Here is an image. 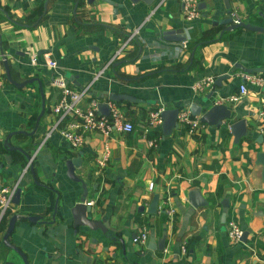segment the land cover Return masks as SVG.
I'll use <instances>...</instances> for the list:
<instances>
[{"label": "crops", "instance_id": "1", "mask_svg": "<svg viewBox=\"0 0 264 264\" xmlns=\"http://www.w3.org/2000/svg\"><path fill=\"white\" fill-rule=\"evenodd\" d=\"M229 2L240 20L264 26V0ZM227 11L224 0H200L198 17L188 21L181 0L151 5L131 0H0V186L18 183L22 190L20 204L10 210L9 220L13 215L19 219L9 242L29 264H264L263 166L256 162L257 153L264 151V86L245 78L264 77V72L238 68L264 69V33L244 28L224 32L228 25L215 21L226 18ZM179 29L187 36L184 43L167 38L178 36L172 31ZM34 54L39 64L31 62ZM5 59L13 80L39 78L45 93V113L35 133L10 139L31 156V166L23 152L8 150L4 141L11 132L34 131L41 91L37 83L15 86L7 78ZM47 60L57 66L50 68ZM223 75L230 78L216 87L209 102L227 105L235 121L246 119L248 135L239 143L229 121L221 127L203 123L193 132L179 123L170 136L161 127L147 132L151 112L189 110L213 89V84L200 89L199 83ZM55 76L65 77L75 89L91 84L84 106L92 98L115 103L133 123L132 132L111 134L105 166L97 163L106 142L100 132L88 133L79 149L58 129L48 136L57 123L53 108L61 96L52 85ZM242 84L246 94H241ZM112 93L146 102H112ZM80 153L83 164L76 174L87 182L86 202L94 201L93 217L104 221L107 233L73 226L70 210L83 188L67 176L65 162ZM193 189L207 205L191 204ZM155 194L160 199L153 216L147 209ZM224 200L229 202L225 223ZM31 216L39 219L32 222ZM230 221L249 233L246 242L231 240ZM144 229L147 244L134 242ZM5 231L0 232V264H23L4 244ZM164 232V249H149L152 235L157 241Z\"/></svg>", "mask_w": 264, "mask_h": 264}, {"label": "water", "instance_id": "2", "mask_svg": "<svg viewBox=\"0 0 264 264\" xmlns=\"http://www.w3.org/2000/svg\"><path fill=\"white\" fill-rule=\"evenodd\" d=\"M93 1L94 0H88L89 3H92ZM131 1L135 2V3L143 1L146 4L151 5V4H153V2L155 0H131ZM224 1L226 4V8L228 10L227 11L228 16L222 20H219L218 22L215 21L216 24L219 23V24L228 25L224 29V32L234 30L237 28H244V29H247L250 31H256V32L264 33V26H259L256 24H252L249 22L242 21V20H239L237 23H235L233 16H232V10H231L230 2H229V0H224ZM46 10H47V3L45 4V13H46ZM172 32L173 33L175 32V34H177L178 36H176L174 38H170V36H167V38H169L170 40L177 41L180 43H184L186 41L187 36L184 34L182 29L174 30ZM2 53H3V51H2ZM194 54H195V50L193 51L192 55H194ZM4 64L6 67L7 78L15 86H17L18 88H22L28 84L37 83L39 88H40V91H41L42 110L37 117L34 131L33 132H27V131H22V130L21 131H14V132L9 133L6 136L5 141H4L5 147L8 150L21 151L25 154L27 159L30 160L31 156H29V154H27L21 147L13 146L10 142V139L13 135L20 134V133L25 134V135H33L35 133V131L37 130L39 123H40V120L45 113V106H46V99H45V93H44L43 85H42V82L39 78H31V79L25 80L23 82H16L11 77L10 67H9V64H8L6 59L4 61ZM119 64L120 63H116L115 66H118ZM238 68H240L241 70H243L245 72H253V71L264 72V69H247V68H244L242 65L238 66ZM229 78H230V75L218 76L213 81V89L211 90V92L204 99L201 100V103H197V102L191 103L189 106V110L193 116H197V117L200 116V120L202 123L208 124L210 126L221 127L222 125L226 124L227 121H229V128L234 135L235 142L239 143V141L243 137H246L248 135V124H247L246 119L242 118V119L235 121L233 119V111L227 105L216 102V101L215 102H209L214 96V91H215L216 87H221L223 80L229 79ZM108 99L112 102H121V101H128V102H132V103H145L146 102L143 99L137 98L133 95L126 94V93H112L108 96ZM203 109H206V111L203 112ZM99 111L101 113H103L104 115H109L110 107H109L108 103L101 101L99 103ZM180 111L181 110L179 108H168V109H164L162 111L161 116H162L163 122H162L161 128H162V132H163L164 136H170L173 133L174 129L179 127L180 124H179L178 117H179ZM262 137L263 136H261V138ZM256 162L260 163L263 166L262 177L264 179V151L257 153V161ZM65 164L67 167V176L71 180L81 183V186L83 188V192L80 196L79 202H77L72 207V209L70 210V215H71V219L73 222V226L76 228L77 227H88L90 230H93V231L97 230V229H101L104 233H107V228L104 225V221L95 220L93 217L92 206L87 205V203H86V199L88 198V195H89V187H88L87 182L84 181L82 178H80L76 174V169L81 167L83 164V160L81 158V153L76 157H72V158L67 159ZM34 180L36 183L39 184V181H38L36 175H34ZM94 188H96V187H94ZM21 195H22V190H21V188H18L15 195H14V198H13L14 204H16V205L20 204ZM159 199H160V196L158 194H155L153 196L150 204H149L148 209H147V211L150 214H152L153 216H155L158 213ZM189 201L195 207L205 206L208 204V202L205 201L204 198L202 197L201 192L197 189H193L189 192ZM223 205L225 207V211H224L223 216H222V222L225 223L226 217H227L226 212H227V208L229 207V202L227 200H224ZM142 210H144V207H142ZM18 219H19V216H17V215H13L10 218L8 227H7L5 234H4V237H3V241H4V244L8 248H10L16 252V254L21 258L23 264H29V260H28L27 256L23 252H21V250L19 248H17L16 246H14L13 244H11L9 242V237H10L11 233L13 232ZM28 219L32 222H35L39 219V217L38 216H31ZM248 235H249V233L247 231H244L241 240L243 242H246ZM166 237H167V234H166V232H164L161 239L156 241L155 235H152V237L150 238V243L148 245V248L151 250H163L165 247ZM2 264H17V263L9 261V262H4Z\"/></svg>", "mask_w": 264, "mask_h": 264}, {"label": "built area", "instance_id": "3", "mask_svg": "<svg viewBox=\"0 0 264 264\" xmlns=\"http://www.w3.org/2000/svg\"><path fill=\"white\" fill-rule=\"evenodd\" d=\"M183 2L186 18L188 21L195 20L199 15V1L200 0H181ZM234 22L237 23L240 19L232 12ZM132 39L130 37L125 44L115 53L112 57L111 62H114L121 54L122 50L126 44ZM33 64H39V55L34 54L31 58ZM46 65L50 68H55L57 62L55 60H47ZM100 76V74H99ZM96 76L92 83L98 79ZM246 80L252 84L258 86H264V77L257 76H245ZM214 79L206 78L199 83V88H209L213 84ZM52 85L60 90V99L58 103L54 106L53 112L57 115V123L55 127L48 133V136L56 129L60 131L62 136L70 143V145L75 148H81L85 143V137L91 132H100L106 137V142L104 145V155L100 158L97 163L100 167L106 165L108 159L110 158V144L109 138L113 131H124L132 132L134 130V125L131 121L126 118L124 111L117 106L115 103L108 102L110 107L109 115H104L99 111V103L101 102L98 98H92L88 101V104L84 106L85 100L89 96L91 84L81 89L73 88L68 80L63 76H55L52 80ZM2 83L0 82V88ZM241 94L247 93V87L245 84L240 86ZM164 108H159L150 113L148 117V127L149 128H160L163 122L161 113ZM179 123H183L188 126L189 131L193 132L196 129L203 126L200 117L193 116L189 110L180 111L178 117ZM155 140L151 141L154 144ZM32 158L29 160L28 166H31ZM154 187L153 183L149 184V190ZM18 189V183L12 186H0V218L9 212L14 206L13 198ZM87 205H93L94 201H87ZM172 213V211H168ZM228 235L231 240L235 243H240L243 236L242 228L235 221H230L228 223ZM134 242L145 245L149 241V232L144 229L143 232L138 234L133 239ZM184 250V248H183Z\"/></svg>", "mask_w": 264, "mask_h": 264}, {"label": "trees", "instance_id": "4", "mask_svg": "<svg viewBox=\"0 0 264 264\" xmlns=\"http://www.w3.org/2000/svg\"><path fill=\"white\" fill-rule=\"evenodd\" d=\"M10 217V211L0 218V232H4L7 229Z\"/></svg>", "mask_w": 264, "mask_h": 264}]
</instances>
